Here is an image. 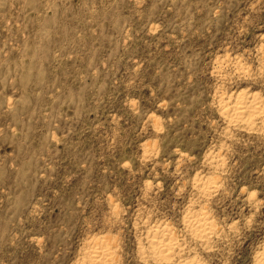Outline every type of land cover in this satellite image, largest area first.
Instances as JSON below:
<instances>
[{
    "label": "rangeland",
    "instance_id": "rangeland-1",
    "mask_svg": "<svg viewBox=\"0 0 264 264\" xmlns=\"http://www.w3.org/2000/svg\"><path fill=\"white\" fill-rule=\"evenodd\" d=\"M263 257L264 0H0V264Z\"/></svg>",
    "mask_w": 264,
    "mask_h": 264
},
{
    "label": "bare ground",
    "instance_id": "bare-ground-1",
    "mask_svg": "<svg viewBox=\"0 0 264 264\" xmlns=\"http://www.w3.org/2000/svg\"><path fill=\"white\" fill-rule=\"evenodd\" d=\"M258 103L259 102L257 101V97L255 95L251 96V98L246 102V105H243L242 104V100L241 101H237L235 103V105H234L235 110H237V112H236L237 114H235V115H237L238 117H242L243 116V113L247 112L245 109H243L244 106L247 107L246 109L256 110L258 108ZM187 221H188V224H187L188 227L196 235L197 234L200 235V236L205 235V234H207V232L209 231V229L212 228L211 227L212 224H210V221L207 220V217L205 216L204 213H200L199 215H189V216H187ZM165 234H164L163 238H165V240H167V241H165L163 239H162L163 241H161L160 239L159 240H156L155 239L156 240V243H154L153 245H155V248H157L158 251L168 252V248L170 247L169 246V243L170 242H169V239L167 237H165ZM151 239H152L151 241L153 242V239L154 238H151ZM152 242H151V244H152ZM91 253H92L91 255H93V256L96 257V256H100L101 254L103 255L105 252H104V249L103 250L94 249V250H92ZM263 259H264V257L262 259H260V260L263 261ZM92 260H94V259H92ZM197 261L192 259V260L184 261L181 264H198Z\"/></svg>",
    "mask_w": 264,
    "mask_h": 264
}]
</instances>
